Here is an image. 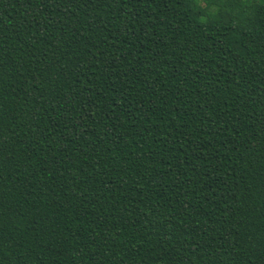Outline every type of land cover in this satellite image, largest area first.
<instances>
[{
    "label": "trees",
    "instance_id": "1",
    "mask_svg": "<svg viewBox=\"0 0 264 264\" xmlns=\"http://www.w3.org/2000/svg\"><path fill=\"white\" fill-rule=\"evenodd\" d=\"M0 264H264V0H0Z\"/></svg>",
    "mask_w": 264,
    "mask_h": 264
}]
</instances>
